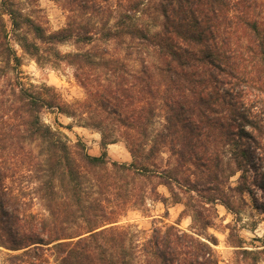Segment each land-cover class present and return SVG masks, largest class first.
Returning <instances> with one entry per match:
<instances>
[{"label": "trees", "instance_id": "1", "mask_svg": "<svg viewBox=\"0 0 264 264\" xmlns=\"http://www.w3.org/2000/svg\"><path fill=\"white\" fill-rule=\"evenodd\" d=\"M60 1L67 21L48 30L0 0V264H217L203 234L216 206L234 220L250 203L264 213V0ZM11 41L71 65L84 100L70 108L23 83ZM67 41L79 47L61 52ZM44 109L83 117L101 152L70 144ZM118 140L130 161L107 155ZM152 197L182 204L192 230L175 221L133 240L118 217ZM226 226L243 264L264 263V246Z\"/></svg>", "mask_w": 264, "mask_h": 264}, {"label": "rangeland", "instance_id": "2", "mask_svg": "<svg viewBox=\"0 0 264 264\" xmlns=\"http://www.w3.org/2000/svg\"><path fill=\"white\" fill-rule=\"evenodd\" d=\"M118 0H111L117 2ZM115 4V3H114ZM21 6L24 11L34 17L48 30H55L65 25L68 17V11L60 0H21ZM16 49L17 54L21 57V65L18 67L20 79L26 85L41 86L48 85L52 87L60 100L72 108L84 100L85 90L79 85L73 75V68L65 62H51L43 60L37 62L31 55L25 53L18 44L11 41ZM104 44V43H99ZM79 47L72 41L58 44L61 52L73 51ZM86 46H80L84 48ZM133 63V62H131ZM42 120L49 124L52 128L61 131L66 135L70 144L81 141L85 144V148L90 154H99L100 133L93 128L84 126V118L80 115L68 116L56 110L44 109L41 112ZM107 155L110 159L117 161H130L131 156L123 140H118L112 145H107ZM160 194L168 196L167 189L158 186ZM25 198H32L33 194L29 191L24 193ZM249 200V197L246 196ZM30 210L37 213H43V206L39 199L34 197L29 201ZM250 203V200H249ZM218 217L213 227L207 228L203 234H213L217 238V244L214 248L218 255L217 264H243L239 260V256L235 253V248L231 246L227 240L229 228L227 223L235 224L237 233L244 239V245L251 247L264 246V213H259L252 208L251 203L246 206L239 218L234 217L222 205L217 206ZM182 204H173L169 200L166 203L152 197L147 198L140 206L128 207L127 210L118 217V224L127 228L131 238L141 242L147 238L153 226H164L166 224L178 223L177 226L183 230L191 231L192 223L188 215L182 214L179 217ZM179 217V218H178ZM6 254L5 250L0 252V262ZM49 264H54L52 258ZM259 264H264L259 262Z\"/></svg>", "mask_w": 264, "mask_h": 264}, {"label": "crops", "instance_id": "3", "mask_svg": "<svg viewBox=\"0 0 264 264\" xmlns=\"http://www.w3.org/2000/svg\"><path fill=\"white\" fill-rule=\"evenodd\" d=\"M113 143H109V144H107V145H112ZM106 150H107V146H106Z\"/></svg>", "mask_w": 264, "mask_h": 264}]
</instances>
